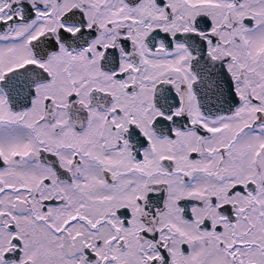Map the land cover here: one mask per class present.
Instances as JSON below:
<instances>
[{
	"label": "snow or ice",
	"instance_id": "snow-or-ice-1",
	"mask_svg": "<svg viewBox=\"0 0 264 264\" xmlns=\"http://www.w3.org/2000/svg\"><path fill=\"white\" fill-rule=\"evenodd\" d=\"M0 264H264V0H0Z\"/></svg>",
	"mask_w": 264,
	"mask_h": 264
}]
</instances>
